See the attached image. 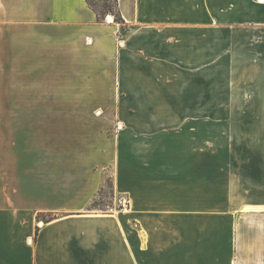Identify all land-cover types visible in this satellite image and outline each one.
I'll return each mask as SVG.
<instances>
[{"label":"crops","instance_id":"obj_1","mask_svg":"<svg viewBox=\"0 0 264 264\" xmlns=\"http://www.w3.org/2000/svg\"><path fill=\"white\" fill-rule=\"evenodd\" d=\"M118 4L124 22L99 21L87 0H0V57L2 22L13 23V105L111 109L13 113L17 146L48 154L13 160V175H0V264H264V185L257 172L232 182L205 143L217 134L210 73L226 58L227 22L210 10L239 0ZM29 128L37 130L25 138ZM109 130L112 150L82 152L83 136ZM129 136L151 139L130 146ZM108 168L132 213H87ZM42 213L53 216L37 233ZM130 218L144 232L137 240Z\"/></svg>","mask_w":264,"mask_h":264},{"label":"rangeland","instance_id":"obj_2","mask_svg":"<svg viewBox=\"0 0 264 264\" xmlns=\"http://www.w3.org/2000/svg\"><path fill=\"white\" fill-rule=\"evenodd\" d=\"M248 2H253L258 7L253 8L252 5H248ZM216 12L227 22L224 33L225 47L222 50L226 58L225 66L219 68L220 71L210 73V113L211 117H216L218 120L209 122L211 127L217 130L215 131L217 134H212L208 138L209 142H205L209 145V159L226 163V172L232 182L234 178L238 179L239 173L245 176L246 173L257 172L258 177L255 182L264 185V3H260L259 0H239V7L210 10V15H216ZM2 20H5L4 16ZM2 23L0 175L8 178L13 175V160L18 159L19 162L21 160L43 161L47 159L48 154L39 146H33L31 151L17 146L19 145L16 143L17 137L13 135V113L54 115L76 110L83 114L92 112L96 115L100 113L103 116L105 112H111V109L107 111L105 106L89 105H13V36H10L13 35V23H7L11 26ZM10 38L12 39L10 40ZM218 100L220 103L213 104V101ZM54 118L57 121L56 115ZM36 130L37 128H33V130L29 128L28 132H23L25 138L29 135L34 136L32 131L35 132ZM129 139L131 146L138 140H150L151 138L129 136ZM159 139H161L162 144L170 141L168 136H162ZM117 140L118 137L110 130L109 136H83L81 141L82 152L94 153L97 146L98 150L105 146L112 150ZM90 141H98V145L97 143H90ZM13 144L15 148H13ZM75 146L80 148L79 143H76ZM65 147L66 155L70 149L74 148L70 138L66 139ZM89 147L91 150L88 149ZM112 172L111 168H108L103 187L91 203L87 213L108 215L115 214L120 209H126L125 213L128 214L133 212L129 209L128 194H121L115 189ZM245 177L243 182L249 183V177ZM6 187L9 188V185ZM6 192L9 190L7 189ZM52 216V213H42L37 216V233L44 222ZM129 224L132 231L130 239L137 240V234L143 237L144 232H142L143 230L140 231L142 227L136 220L130 218ZM30 239L34 243L37 237L33 234Z\"/></svg>","mask_w":264,"mask_h":264},{"label":"trees","instance_id":"obj_3","mask_svg":"<svg viewBox=\"0 0 264 264\" xmlns=\"http://www.w3.org/2000/svg\"><path fill=\"white\" fill-rule=\"evenodd\" d=\"M87 2L90 8L96 12L99 21H103L108 14H112L116 22H124L119 10L118 0H87Z\"/></svg>","mask_w":264,"mask_h":264},{"label":"bare ground","instance_id":"obj_4","mask_svg":"<svg viewBox=\"0 0 264 264\" xmlns=\"http://www.w3.org/2000/svg\"><path fill=\"white\" fill-rule=\"evenodd\" d=\"M110 16V15H109Z\"/></svg>","mask_w":264,"mask_h":264}]
</instances>
